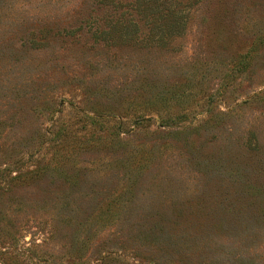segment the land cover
<instances>
[{"label": "rangeland", "instance_id": "374dc122", "mask_svg": "<svg viewBox=\"0 0 264 264\" xmlns=\"http://www.w3.org/2000/svg\"><path fill=\"white\" fill-rule=\"evenodd\" d=\"M212 2L0 0V264H264V0Z\"/></svg>", "mask_w": 264, "mask_h": 264}, {"label": "trees", "instance_id": "16d2710c", "mask_svg": "<svg viewBox=\"0 0 264 264\" xmlns=\"http://www.w3.org/2000/svg\"><path fill=\"white\" fill-rule=\"evenodd\" d=\"M214 2H216V4H218V2H221V0H214ZM214 2H212V3H214ZM260 35L264 36V31H262ZM25 175H27V176L31 175L32 176L33 175V171L27 172ZM20 177H22L20 174L17 175V176H10L9 181L19 180Z\"/></svg>", "mask_w": 264, "mask_h": 264}]
</instances>
